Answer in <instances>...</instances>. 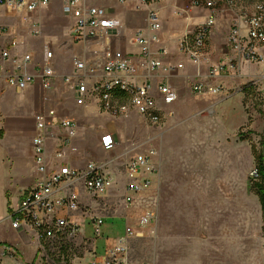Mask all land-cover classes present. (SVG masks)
Listing matches in <instances>:
<instances>
[{
  "label": "rangeland",
  "instance_id": "obj_1",
  "mask_svg": "<svg viewBox=\"0 0 264 264\" xmlns=\"http://www.w3.org/2000/svg\"><path fill=\"white\" fill-rule=\"evenodd\" d=\"M257 1L234 0L227 5L218 0L217 18L225 12L232 27L238 18L254 11ZM78 117L89 161L99 163L110 156L104 150L110 138L119 145L118 152L130 145L139 144L145 149L159 143L161 185L134 205H127L126 159L120 157L108 168L116 180L105 195L81 192L82 204L74 216L85 222V233L76 239L49 241L32 229L22 233L10 230V215L18 205L10 195H15L14 179L0 176V226L9 231L8 237L1 238L0 247L9 241L18 249L15 258L6 262L89 264L103 255L107 242L114 238L108 233H93L92 221L97 215L118 225L120 233L124 218L135 225L140 213L151 207L157 212L155 223L143 228L144 237L131 241L135 263H260L264 208L256 189L259 178L252 172L257 167L254 151H261L262 146L258 140L242 136L237 117L223 118L220 109H162L161 121L150 125L137 114L116 117L103 108ZM5 186L9 187V199L3 193Z\"/></svg>",
  "mask_w": 264,
  "mask_h": 264
},
{
  "label": "crops",
  "instance_id": "obj_2",
  "mask_svg": "<svg viewBox=\"0 0 264 264\" xmlns=\"http://www.w3.org/2000/svg\"><path fill=\"white\" fill-rule=\"evenodd\" d=\"M87 1L106 8L108 17L120 24L119 31L111 32L105 40H77L73 33L75 19L66 11L63 0H53L49 5L39 8L29 22H24L16 13L0 7V26H6L8 29L6 34L0 36V63L4 67L0 76V176L4 179H14L12 183L15 195L10 194L7 186L3 188V193L7 198L9 194L12 195L18 205L38 178L33 150V139L38 134L35 120L37 114L46 115L51 122L46 137L49 173L57 172L65 165L85 168L90 162L88 152L84 149L83 127L78 115L96 112L102 108V102L99 94L90 92L83 104L77 103L78 80L75 76L80 72L76 68V61H83L86 69H95L93 73H87L90 70L84 73L87 74L90 88L96 80H103L105 77L102 67L107 48L112 49L115 55L128 58L141 69H145L146 59L132 36L137 29L147 28V9H137L131 3H122L119 0ZM189 1L154 0L153 3L160 11L163 24L161 41L153 47L157 49L164 46L167 49L160 57L165 64H183L182 68L166 78L173 94L171 101H166L164 95L159 92L158 79L151 81L160 109H220L223 118L237 117V129H241L243 137L258 140V145L263 147L264 78L261 74L264 71V61H247L240 57L229 41L230 16L223 12L216 19L215 28L207 36L204 58L200 63H194L191 57L180 49V40L188 28L192 29L206 20L209 10L205 7H192L186 13H178ZM35 24L39 26H33ZM49 50L53 52L51 64L55 74L51 79L50 88H44L40 74ZM257 50L264 55V44H258ZM3 51H8L9 56L2 57ZM26 54H30L31 59L26 67H23V57ZM220 66H223V69L219 71ZM214 69H217L215 74L212 73ZM23 70L34 75L35 80L23 90H18L8 83L6 77L10 73ZM140 73L143 74V71ZM132 79L137 84L146 81L142 75ZM196 83L218 86L221 92L196 94L197 92L193 91ZM124 102L129 103L128 113L112 114L113 116H141L128 99ZM64 119H72L78 126V133L69 145H64L68 132L62 125ZM72 145L77 150H73ZM152 145L158 149L159 188L162 180L161 151L159 143ZM118 146L116 143L113 150L107 151L113 155L110 154L102 162L111 161L113 156H121L127 160L134 153L133 145L122 152H118ZM60 151L61 157L57 154ZM110 166L112 163L109 162ZM2 216L0 217L3 218ZM10 230L17 231L12 226ZM104 230L106 235L108 233L114 237L123 232L122 229L119 233L118 225L108 221ZM8 234L9 231L7 233V229L0 226V241L4 236L8 237ZM256 264H264V251L260 256V263Z\"/></svg>",
  "mask_w": 264,
  "mask_h": 264
},
{
  "label": "built area",
  "instance_id": "obj_3",
  "mask_svg": "<svg viewBox=\"0 0 264 264\" xmlns=\"http://www.w3.org/2000/svg\"><path fill=\"white\" fill-rule=\"evenodd\" d=\"M53 0H0V7L16 13L24 22H29L34 13L41 7L47 6ZM65 9L75 19L73 26L74 37L77 40L106 39L113 31H119V23L108 17V11L102 6L89 3L87 0H63ZM122 3H131L134 8L147 9V28L137 29L133 33V41L141 47V53L146 59L145 69H141L132 60L115 55L112 49L107 48L106 58L103 64L105 77L96 80L89 87L87 73L95 72V69H86L83 61H76V68L80 74L76 90L79 94L78 104L86 101L88 93L99 94L102 108L113 114L122 115L129 111L128 99L143 119L151 125H157L162 118L158 100L153 93L151 81L158 79V90L164 95L166 101L173 99L170 86L166 78L183 64H165L160 58L167 52L164 46L155 49V43L161 41L162 19L158 8L153 6L154 0H119ZM227 5H232L234 0H223ZM192 7H205L209 10L206 20L196 27L188 28L187 33L180 40V49L187 53L194 63H200L204 58L203 51L207 36L216 26L218 0H190L185 8L178 13H186ZM33 26H39L38 24ZM39 32V30H37ZM6 26H0V36L6 34ZM229 41L240 57L247 61H264V55L258 52V44H264V0H258L253 12L238 18L231 27ZM9 52L3 51L2 57H8ZM53 52L46 53V60L40 74L44 88H50L51 79L55 71L51 64ZM31 55L23 57V67L30 61ZM21 67V66H20ZM219 71L223 66L218 67ZM4 67L0 63V76ZM143 71V74L140 73ZM217 69L212 70L215 74ZM158 75H155V73ZM142 75L146 81L137 84L132 78ZM264 78V71L261 74ZM8 83L23 90L35 80V76L23 70L19 73H10L6 77ZM194 91L218 94L221 88L218 86L196 83ZM38 134L33 139V150L38 178L33 186L21 199L17 209L10 215L12 228L21 233L27 229L36 231L39 237L54 239L67 236L76 239L85 233V222L75 218L74 213L82 204V191L96 196H103L115 182V174L108 170L109 162L117 161L121 156H113L111 161L97 163L90 161L85 168H76L69 165L61 166L57 172L49 173L46 137L50 119L44 114L35 116ZM62 125L67 129V137L64 145H69L72 138L78 133L76 121L64 119ZM111 137V136H107ZM142 145H134V153L125 162L124 177L126 178L124 201L127 205H134L142 197L158 190L159 168L158 149L150 145L145 149ZM116 147L113 138L104 143V150L111 151ZM77 150L75 146H71ZM62 156V151L57 153ZM253 177H258L257 169L252 172ZM157 219L154 208H145L135 223L132 225L128 217L124 218L123 232L107 242L103 255L94 258L89 264H152L149 262L135 263L131 256V241L135 238L144 237L143 228L151 226ZM106 219L97 215L92 221L93 233L97 236H106L104 230ZM18 249L14 244L3 243L0 247V264H17L6 262L5 259H14Z\"/></svg>",
  "mask_w": 264,
  "mask_h": 264
},
{
  "label": "trees",
  "instance_id": "obj_4",
  "mask_svg": "<svg viewBox=\"0 0 264 264\" xmlns=\"http://www.w3.org/2000/svg\"><path fill=\"white\" fill-rule=\"evenodd\" d=\"M255 153V159L257 163V172H258V181L256 182V189L257 193L260 196V200L262 202V206L264 208V145L262 147L261 151H254ZM62 237H67L62 236ZM62 237H57L54 239H49V241H54V240H59L60 238L63 239ZM68 238V237H67Z\"/></svg>",
  "mask_w": 264,
  "mask_h": 264
}]
</instances>
